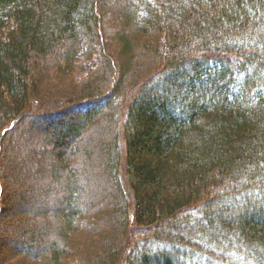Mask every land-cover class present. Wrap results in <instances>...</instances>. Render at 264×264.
I'll return each instance as SVG.
<instances>
[{"label": "trees", "instance_id": "obj_1", "mask_svg": "<svg viewBox=\"0 0 264 264\" xmlns=\"http://www.w3.org/2000/svg\"><path fill=\"white\" fill-rule=\"evenodd\" d=\"M17 161L44 183L15 189ZM3 244L0 264H264V0H0Z\"/></svg>", "mask_w": 264, "mask_h": 264}, {"label": "rangeland", "instance_id": "obj_2", "mask_svg": "<svg viewBox=\"0 0 264 264\" xmlns=\"http://www.w3.org/2000/svg\"><path fill=\"white\" fill-rule=\"evenodd\" d=\"M89 66L90 65H89L88 62H86L85 60H81L77 64V67H76L77 72L79 74H86L88 72ZM37 150H38V148H34L32 150V152L37 153ZM25 154H26L25 156H27V155H29V152L25 153ZM17 165H18V161L15 162V164H13L11 167H9V173H11V174L13 173V177L12 178H13V181H14L13 186L15 187V189L21 187L20 184H21V182L24 181V179L25 180L35 179L36 178V176H35L36 173H39V175L37 176L38 181L41 182V183H44L45 178L47 177V175H45V172H41V170H38V169L36 170V168L28 169L26 167H22L21 169H19ZM55 185L59 186V187H62V188L64 186H66V185L61 184V183H56ZM199 239H200V237H199ZM5 244H3L2 246L0 245V250L2 252L3 251L4 252L8 251V249L10 247V246H7ZM195 262L196 261H193V263H195Z\"/></svg>", "mask_w": 264, "mask_h": 264}]
</instances>
